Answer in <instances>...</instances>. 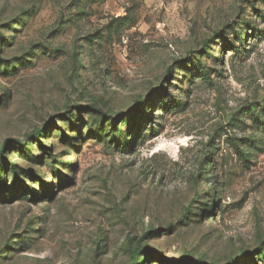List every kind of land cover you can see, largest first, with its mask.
Segmentation results:
<instances>
[{
  "label": "rangeland",
  "instance_id": "374dc122",
  "mask_svg": "<svg viewBox=\"0 0 264 264\" xmlns=\"http://www.w3.org/2000/svg\"><path fill=\"white\" fill-rule=\"evenodd\" d=\"M0 264H264V0H0Z\"/></svg>",
  "mask_w": 264,
  "mask_h": 264
},
{
  "label": "trees",
  "instance_id": "16d2710c",
  "mask_svg": "<svg viewBox=\"0 0 264 264\" xmlns=\"http://www.w3.org/2000/svg\"><path fill=\"white\" fill-rule=\"evenodd\" d=\"M133 259L135 260V255H134V258Z\"/></svg>",
  "mask_w": 264,
  "mask_h": 264
}]
</instances>
